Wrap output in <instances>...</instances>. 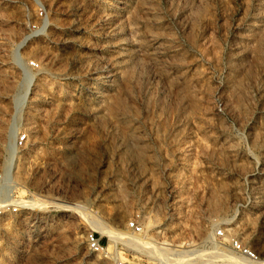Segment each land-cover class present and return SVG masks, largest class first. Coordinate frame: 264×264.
<instances>
[{
	"label": "rangeland",
	"instance_id": "rangeland-1",
	"mask_svg": "<svg viewBox=\"0 0 264 264\" xmlns=\"http://www.w3.org/2000/svg\"><path fill=\"white\" fill-rule=\"evenodd\" d=\"M0 172V264H169L97 223L263 261L264 0H0Z\"/></svg>",
	"mask_w": 264,
	"mask_h": 264
},
{
	"label": "bare ground",
	"instance_id": "bare-ground-1",
	"mask_svg": "<svg viewBox=\"0 0 264 264\" xmlns=\"http://www.w3.org/2000/svg\"><path fill=\"white\" fill-rule=\"evenodd\" d=\"M15 148H11V152L9 151V156L6 161V173H10L11 169L13 168L14 164V158H15ZM6 175V176H7ZM34 201V200H33ZM36 202V201H35ZM39 201L37 200V203ZM41 204V202H39ZM44 203V202H42ZM50 204L56 206V207H63L70 209L72 208L71 205H61L56 202H51ZM44 205H49V203H44ZM35 208V207H34ZM97 229L103 233L104 235H108L111 237V239H114V242L117 241L118 237L123 240L124 245L129 247L130 249L137 251V252H144L149 254H158L162 260V262H169V264H191L190 262H193L196 259H199V254H202L204 251V247L200 248L196 245L189 244L187 246L181 247V246H172L167 245L164 243H157L155 241L146 240L143 237H137V236H131L127 234H123L119 231H113L109 229L107 226H105L102 223L96 224ZM129 234V233H128ZM157 256V255H156ZM220 258L226 257L224 261L228 262L227 264H238V261L233 258L232 256H226V255H220ZM156 258V257H155ZM225 262V263H226ZM196 262H193V264ZM167 264V263H165ZM198 264V262L196 263ZM203 264V263H202ZM257 264H264V260L260 261Z\"/></svg>",
	"mask_w": 264,
	"mask_h": 264
},
{
	"label": "built area",
	"instance_id": "built-area-1",
	"mask_svg": "<svg viewBox=\"0 0 264 264\" xmlns=\"http://www.w3.org/2000/svg\"><path fill=\"white\" fill-rule=\"evenodd\" d=\"M26 141L27 136L25 134H16L13 143L16 150L23 148L26 144ZM9 186L10 183L7 180V176L3 172H0V218L16 216L19 213V206L14 203L13 200L8 202V198H11V195L9 194V196H7V193L9 192ZM128 229L136 235H140L143 232L142 227L137 223H130ZM216 236L217 238L225 241L230 254L238 261V264H257L261 261L258 253L249 246H246L238 238H226L222 231H217ZM86 244L92 253L103 254L105 251L100 240L97 239L93 234H88L86 236ZM117 264L125 263L119 261Z\"/></svg>",
	"mask_w": 264,
	"mask_h": 264
}]
</instances>
